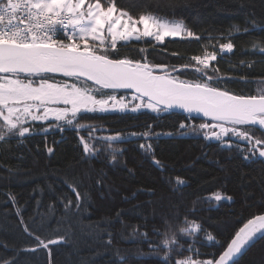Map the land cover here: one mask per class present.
I'll list each match as a JSON object with an SVG mask.
<instances>
[{
	"label": "trees",
	"instance_id": "16d2710c",
	"mask_svg": "<svg viewBox=\"0 0 264 264\" xmlns=\"http://www.w3.org/2000/svg\"><path fill=\"white\" fill-rule=\"evenodd\" d=\"M116 4L134 16L151 12L184 20L199 37L166 38L160 44L133 41L132 49H145L152 64L188 65L181 79L196 80L190 58L214 51L213 66L221 76L233 78L220 87L240 95H256L264 88V55L259 54L264 49V0ZM228 42L232 51H221L220 45ZM120 51L139 58L129 48ZM181 122L210 121L172 110L94 112L80 120L78 131L61 132L53 123L45 133L47 123L33 122L31 136L0 143V264H162L163 251H153L161 237L153 229L163 230L165 221L183 227L185 217L201 224L215 241L201 232L193 245L200 255L173 253L175 259H217L221 244L226 246L243 223L264 213V158L245 159L235 140L229 149L199 131L180 129ZM149 126L150 134L142 137ZM116 134L123 142H104ZM254 134L264 138V132ZM85 142L95 151L86 153ZM239 146L247 148L242 142ZM73 189L80 195L78 208ZM213 193L230 199L206 202ZM35 236L58 242L45 249ZM258 237L242 250L238 264H264V238ZM177 239L189 247L179 234Z\"/></svg>",
	"mask_w": 264,
	"mask_h": 264
},
{
	"label": "snow or ice",
	"instance_id": "6c2138e0",
	"mask_svg": "<svg viewBox=\"0 0 264 264\" xmlns=\"http://www.w3.org/2000/svg\"><path fill=\"white\" fill-rule=\"evenodd\" d=\"M252 30L257 29L254 26ZM236 31H240L238 26ZM57 33L63 38H57ZM166 38L199 39L182 21H170L151 12L134 16L118 7L116 0H0V143L31 136L33 122L47 123L45 133L53 123L61 132L65 128L78 131L83 127L80 120L88 113L117 107L121 111L149 109L154 113L178 108L188 114H201L210 121L198 125L181 122L180 129H190L193 134L199 131L204 138L214 139L229 149L235 140L237 150L246 153L243 158H264V138L254 134L257 130L264 132V88L258 89L256 95H237L220 87L233 78L221 76L218 67L213 66L215 52L205 51L190 58L195 62L193 70L198 79L189 81L180 75L188 70V65L152 64L144 55L145 49H132L133 41L160 44ZM120 48L135 51L139 58L121 53ZM233 48L231 42L220 45L221 51L230 52ZM259 54L264 55V49ZM119 90H132L133 94L130 98L122 94L118 97ZM92 130L88 127L89 133ZM150 131L149 126L140 135L147 137ZM103 140L106 144L123 142L120 134ZM241 142L247 148H240ZM47 151L51 153L53 149ZM84 151L95 150L85 142ZM154 163L160 167V161ZM73 194L78 208L80 195L75 189ZM214 199L221 200V194H214ZM69 205L71 201L65 207ZM164 225L163 230L153 229L161 237L153 251H163L162 264H238L242 250L247 251L258 234V238H264L261 214L243 223L226 246L220 245L223 250L217 259H175L173 253L182 255L188 251L200 255L193 246L199 233L203 232L208 241L215 238L201 224L186 217L183 227H174L168 221ZM177 234L189 244L188 248L180 244ZM35 240L45 249L58 242L45 243L39 236Z\"/></svg>",
	"mask_w": 264,
	"mask_h": 264
},
{
	"label": "rangeland",
	"instance_id": "374dc122",
	"mask_svg": "<svg viewBox=\"0 0 264 264\" xmlns=\"http://www.w3.org/2000/svg\"><path fill=\"white\" fill-rule=\"evenodd\" d=\"M103 2V1H102ZM126 10V9H125ZM127 11V10H126ZM154 15V14H153ZM165 18H167V17H165ZM168 20H170V21H182L183 22V24L185 25V27L187 28V29H190L192 32H193V30L190 28V27H188L187 26V24H186V22L184 21V20H181V19H173V18H167ZM194 33V32H193ZM211 52H214V51H211ZM211 52H209V53H211ZM124 95L126 98H130L131 97V95L133 94L132 92H130V91H122L121 93L120 92H118L117 93V96L119 97L120 95ZM130 107H131V105H130ZM141 110H145V109H141ZM147 110H149V109H147ZM119 111H121L120 109H119V107H117L116 109H111V110H109V111H106V112H119ZM125 111H130V110H125ZM140 111V110H139ZM162 112H164V111H162ZM159 113H161V112H159ZM214 194H216V193H213L210 197H213L212 199H214ZM219 194H221V196H222V198L223 197H228L227 195H225V194H222V193H219ZM215 200V199H214ZM259 235V234H258ZM182 259V258H181ZM194 259H196V258H194ZM198 260H201V261H205V260H208V259H198Z\"/></svg>",
	"mask_w": 264,
	"mask_h": 264
},
{
	"label": "water",
	"instance_id": "95a60500",
	"mask_svg": "<svg viewBox=\"0 0 264 264\" xmlns=\"http://www.w3.org/2000/svg\"><path fill=\"white\" fill-rule=\"evenodd\" d=\"M122 91H130L132 92V90H122ZM237 95H240V94H237ZM172 111H177V112H180V113H183V114H186V115H189L191 117H196V118H199V119H202V120H208V118L206 117H203L201 114H196V113H193V114H188L187 112H184L183 110L181 109H173ZM264 214V213H263Z\"/></svg>",
	"mask_w": 264,
	"mask_h": 264
},
{
	"label": "built area",
	"instance_id": "2783aa9c",
	"mask_svg": "<svg viewBox=\"0 0 264 264\" xmlns=\"http://www.w3.org/2000/svg\"><path fill=\"white\" fill-rule=\"evenodd\" d=\"M57 38H63V36H61L60 33H57Z\"/></svg>",
	"mask_w": 264,
	"mask_h": 264
}]
</instances>
